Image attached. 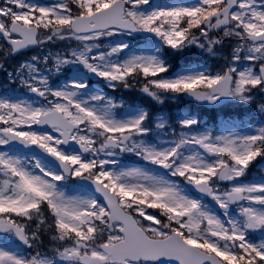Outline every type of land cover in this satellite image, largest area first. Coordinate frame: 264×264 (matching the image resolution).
<instances>
[{
    "label": "snow or ice",
    "instance_id": "1",
    "mask_svg": "<svg viewBox=\"0 0 264 264\" xmlns=\"http://www.w3.org/2000/svg\"><path fill=\"white\" fill-rule=\"evenodd\" d=\"M0 75V264H264V0H0Z\"/></svg>",
    "mask_w": 264,
    "mask_h": 264
},
{
    "label": "rangeland",
    "instance_id": "2",
    "mask_svg": "<svg viewBox=\"0 0 264 264\" xmlns=\"http://www.w3.org/2000/svg\"><path fill=\"white\" fill-rule=\"evenodd\" d=\"M43 54V53H42ZM228 106H232V107H235L237 105H233V104H228ZM261 164H264V161L261 163ZM258 237H259V234H256ZM260 238V237H259Z\"/></svg>",
    "mask_w": 264,
    "mask_h": 264
}]
</instances>
